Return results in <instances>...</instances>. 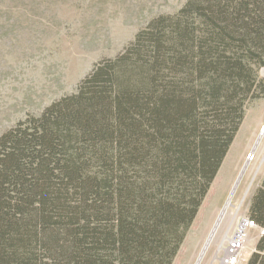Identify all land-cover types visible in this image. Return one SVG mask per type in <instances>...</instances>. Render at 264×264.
Returning a JSON list of instances; mask_svg holds the SVG:
<instances>
[{
    "label": "trees",
    "instance_id": "1",
    "mask_svg": "<svg viewBox=\"0 0 264 264\" xmlns=\"http://www.w3.org/2000/svg\"><path fill=\"white\" fill-rule=\"evenodd\" d=\"M262 67L264 0H191L151 22L0 137V264H173ZM258 251L249 264L264 237Z\"/></svg>",
    "mask_w": 264,
    "mask_h": 264
},
{
    "label": "rangeland",
    "instance_id": "2",
    "mask_svg": "<svg viewBox=\"0 0 264 264\" xmlns=\"http://www.w3.org/2000/svg\"><path fill=\"white\" fill-rule=\"evenodd\" d=\"M190 1L0 0V137L76 94L99 64L116 59L151 22L178 15ZM257 71L264 82V67ZM257 96L247 102L240 129L173 264H223L238 221L254 220V200L264 185V91L257 90ZM229 201V215L202 260ZM248 237L239 264L250 263L264 236L250 230Z\"/></svg>",
    "mask_w": 264,
    "mask_h": 264
},
{
    "label": "built area",
    "instance_id": "3",
    "mask_svg": "<svg viewBox=\"0 0 264 264\" xmlns=\"http://www.w3.org/2000/svg\"><path fill=\"white\" fill-rule=\"evenodd\" d=\"M264 134V131L262 132ZM250 230H259L264 236V229H261L255 221L250 220L249 217L241 218L230 237L228 238L229 248L231 252L227 253V260H224L223 264H239L242 252L245 250V246L249 241Z\"/></svg>",
    "mask_w": 264,
    "mask_h": 264
},
{
    "label": "bare ground",
    "instance_id": "4",
    "mask_svg": "<svg viewBox=\"0 0 264 264\" xmlns=\"http://www.w3.org/2000/svg\"><path fill=\"white\" fill-rule=\"evenodd\" d=\"M231 202L229 201L228 205L226 206L224 212L222 213V217L219 219V221L217 222V225L215 227V229L213 230V232L211 233V235L209 236L208 240L206 241V244L204 245V249L202 251V260L208 250V248L210 247L211 243H213V240L216 236V232L217 230L220 228V225L223 223V221L226 219L228 214V209L230 208ZM225 222V221H224Z\"/></svg>",
    "mask_w": 264,
    "mask_h": 264
},
{
    "label": "crops",
    "instance_id": "5",
    "mask_svg": "<svg viewBox=\"0 0 264 264\" xmlns=\"http://www.w3.org/2000/svg\"><path fill=\"white\" fill-rule=\"evenodd\" d=\"M208 197V196H207ZM219 210V209H218ZM216 213V212H215Z\"/></svg>",
    "mask_w": 264,
    "mask_h": 264
}]
</instances>
